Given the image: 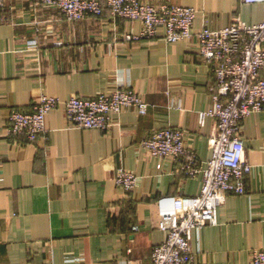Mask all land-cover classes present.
Here are the masks:
<instances>
[{
  "label": "crops",
  "instance_id": "0c3cea01",
  "mask_svg": "<svg viewBox=\"0 0 264 264\" xmlns=\"http://www.w3.org/2000/svg\"><path fill=\"white\" fill-rule=\"evenodd\" d=\"M141 1L195 9L194 31L263 19L260 4L240 0ZM140 32L139 22L111 21L106 11L69 22L33 0L6 1L0 11V264H144L166 237L157 228V201L198 194L201 174L185 178L170 160L145 155L139 143L156 129L178 128L199 162L208 159L214 123L206 117L200 126L198 116L212 107L210 69L193 39L166 43L162 29L154 39L122 41ZM119 86L142 96L145 115L126 108L105 132L79 130L60 105L45 117V140L5 135L9 114L29 111L40 95L65 102L109 95ZM240 136L251 166L245 194L227 195L215 223L193 234L196 264H250V251L264 248V112L245 118ZM118 169L138 178L128 194L115 184Z\"/></svg>",
  "mask_w": 264,
  "mask_h": 264
},
{
  "label": "built area",
  "instance_id": "2783aa9c",
  "mask_svg": "<svg viewBox=\"0 0 264 264\" xmlns=\"http://www.w3.org/2000/svg\"><path fill=\"white\" fill-rule=\"evenodd\" d=\"M6 1L0 0V11ZM33 1L57 10L69 22L100 18L105 11L111 21L139 22L141 32L123 35L124 43L154 39L159 29L163 30L162 40L166 43L195 41L197 54L210 69L212 77L208 86L212 107L198 116L200 126L206 117L214 123L207 138L208 159L200 163L194 151L185 144L186 133L173 127L152 131L139 143V147L149 157L176 164V173L185 178L193 179L201 174L196 196L165 197L157 201V228L166 237L152 248L149 260L144 264H196L197 253L191 249L193 234L215 223L216 210L227 195L245 194V180L251 172L245 158L240 124L248 116L264 112V0H240L244 4L261 5L263 19L257 25L234 20L223 29L203 26L196 31L193 23L197 11L191 7L152 5L141 0ZM60 105L71 127L101 132L115 125L113 117L121 110L133 109L143 116L149 108L142 96L129 86H119L109 95L74 96L65 102L40 95L32 102L29 111L13 110L9 114L6 137H23L30 143L39 138L45 140V117ZM137 181L132 172L117 170L115 184L123 193H130ZM65 260L76 262L75 259ZM249 262L264 264V248L250 251Z\"/></svg>",
  "mask_w": 264,
  "mask_h": 264
}]
</instances>
